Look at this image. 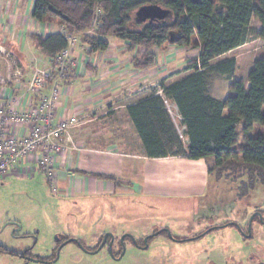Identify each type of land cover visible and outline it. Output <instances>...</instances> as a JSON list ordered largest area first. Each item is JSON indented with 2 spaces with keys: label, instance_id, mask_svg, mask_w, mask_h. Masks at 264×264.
<instances>
[{
  "label": "crops",
  "instance_id": "crops-1",
  "mask_svg": "<svg viewBox=\"0 0 264 264\" xmlns=\"http://www.w3.org/2000/svg\"><path fill=\"white\" fill-rule=\"evenodd\" d=\"M33 5L32 0H0V53L6 50L12 59L14 57L15 63L18 62V71L10 74L6 85L1 83V78L7 79V76L1 74L0 66V99L5 103H19L24 92L20 82L30 79L36 68L49 71L43 94L49 95L54 86L61 90L57 119L68 114L79 119L70 136L64 138L66 152L57 158L62 172L58 180L61 192L69 196L78 193L98 197L118 192L133 193L139 199L164 202L204 199L214 178L209 173L207 160L149 157L131 117L132 108V115L134 113L138 123L155 126V133H150L148 138L159 136L166 130L171 136L175 129L182 143L187 145L183 131L178 128L180 125L181 130L184 129L178 108L165 97L163 88L192 74V71L184 70L189 62L198 59L199 49L175 45L154 48V66L137 69L133 60L142 52L141 48L130 50L127 43L111 38L108 39L110 46L107 51L89 55L82 43L83 35H76V45L73 46L76 65L69 76L63 77L30 38L32 34L48 36L58 33L61 27L56 25V21H35L32 18ZM245 45L211 63L215 65L226 59H235L237 67L231 77L217 76L211 80L208 87L210 97L216 100L230 97V87L236 81L243 82L246 89L250 88L248 81L237 76L240 60L234 56ZM25 49L30 50V58ZM259 59L254 60L247 79ZM219 79L224 83L217 84ZM155 97L162 98L164 108L156 104L144 105ZM34 103L38 104V96ZM157 138L154 143L159 145ZM35 167L29 160L17 163L10 171H18L20 175L27 171L33 178L39 173ZM216 178L217 181L231 180Z\"/></svg>",
  "mask_w": 264,
  "mask_h": 264
},
{
  "label": "rangeland",
  "instance_id": "rangeland-1",
  "mask_svg": "<svg viewBox=\"0 0 264 264\" xmlns=\"http://www.w3.org/2000/svg\"><path fill=\"white\" fill-rule=\"evenodd\" d=\"M260 29L253 19L247 44L234 54L240 60L239 79L247 81L254 60L264 56V40L257 38ZM25 50L30 58V50ZM6 52L0 53L1 74L7 76L1 78L4 85L18 71V62ZM211 168L214 178L207 196L188 202L119 192L69 196L58 184L52 188L44 174L31 178L27 171H9L0 185V264H24L27 256L48 261L60 246L58 259L48 264H264V184L257 182L244 193L241 182L248 180V172L217 169L213 163ZM219 175L238 181H217ZM163 229L170 230L172 238L165 233L153 236ZM109 233L120 238L132 234L141 246L153 237L148 249L127 239L125 255L117 259L116 247L115 258L108 245L95 252Z\"/></svg>",
  "mask_w": 264,
  "mask_h": 264
},
{
  "label": "trees",
  "instance_id": "trees-1",
  "mask_svg": "<svg viewBox=\"0 0 264 264\" xmlns=\"http://www.w3.org/2000/svg\"><path fill=\"white\" fill-rule=\"evenodd\" d=\"M152 5L161 6L170 15L153 23L138 22L135 13ZM32 18L39 23L56 21L65 29V33L30 36L53 65L76 35H83L82 43L89 55L107 51L111 38L127 43L130 50L141 48L133 60L137 69L154 66V48H198V59L184 70L192 74L163 88L165 97L178 108L187 145L175 129L171 136L166 130L162 137L157 134L154 139L148 138L155 133V126L138 123L131 108L146 153L149 157L206 159L211 175L212 163L217 169L248 172V180L241 182L244 193L257 182L264 184V56L248 75L249 89L236 81L230 87L232 95L225 100L208 95L215 76L231 77L237 67L235 59L211 63L247 43L253 19L261 25L257 38L264 40V0H34ZM154 104L164 108L160 97L144 105ZM155 138L159 145L154 143Z\"/></svg>",
  "mask_w": 264,
  "mask_h": 264
},
{
  "label": "built area",
  "instance_id": "built-area-1",
  "mask_svg": "<svg viewBox=\"0 0 264 264\" xmlns=\"http://www.w3.org/2000/svg\"><path fill=\"white\" fill-rule=\"evenodd\" d=\"M59 32L65 33V29ZM69 44L53 65L63 77L69 76L76 65L73 56L76 38H70ZM49 77L48 70L36 68L30 79L20 82L24 92L19 103L0 99V185L17 163L31 160L36 165L35 171L44 174L56 190L62 173L57 158L66 152L64 138L70 136L79 119L71 114L57 119L61 90L54 86L49 95L43 94ZM36 96L38 104L34 103Z\"/></svg>",
  "mask_w": 264,
  "mask_h": 264
},
{
  "label": "water",
  "instance_id": "water-1",
  "mask_svg": "<svg viewBox=\"0 0 264 264\" xmlns=\"http://www.w3.org/2000/svg\"><path fill=\"white\" fill-rule=\"evenodd\" d=\"M170 15V12L164 8H162L161 6H158V5H152V6H145V7H142L140 8L136 13H135V18L138 22H141V23H153L154 21H159V20H164L166 19L168 16ZM162 231L164 230H161L160 232L156 233L155 235L153 236H157L159 235L160 233H162ZM169 237L172 238V234L170 232V230H166ZM127 235H124L122 237V240L126 237ZM128 236H130L133 241H134V244L137 245V241L136 239L134 238L133 235L131 234H128ZM153 236H149L148 238L145 239V246L143 248H140V249H148V245H147V242H148V239L150 237H153ZM108 237H111L113 240L115 239V236L112 234V233H109V234H106L105 236V240L101 243V245L98 247V249L95 251V252H99L101 249H103L105 246H106V239ZM72 241H77V240H70V242ZM123 243V242H122ZM81 245V244H80ZM82 246V245H81ZM109 246V249H110V253L112 255V257H114V254H113V241L108 244ZM83 247V246H82ZM139 247V246H138ZM61 248L62 246L58 249V252H57V259H58V256L60 254V251H61ZM86 252H88L86 249H84ZM125 252H126V249H125V246H124V243H123V251L121 253V255L117 258V259H121L124 255H125ZM89 253V252H88ZM115 258V257H114ZM56 259V260H57ZM28 261H33V262H38L37 260L35 259H27ZM27 264V263H26Z\"/></svg>",
  "mask_w": 264,
  "mask_h": 264
},
{
  "label": "flooded vegetation",
  "instance_id": "flooded-vegetation-1",
  "mask_svg": "<svg viewBox=\"0 0 264 264\" xmlns=\"http://www.w3.org/2000/svg\"><path fill=\"white\" fill-rule=\"evenodd\" d=\"M164 231H162V233H165L166 235H168V233H167V231L166 230H168V229H163ZM125 235H127L123 240H122V236H121V238L120 237H115V239L113 240L111 237H108L107 239H106V245H108V244H110L112 241H113V247H116V248H118V250H119V252L117 253L118 254V256H120L121 255V253H122V251H123V243L127 240V239H129L132 243H134V241H133V239L130 237V236H128V234H125ZM124 236V235H123ZM169 236V235H168ZM146 239V238H145ZM145 239H144V241H143V244H144V246H145ZM150 239V238H149ZM148 239V240H149ZM105 240V236H104V238H102V240L100 241V244L103 242ZM76 243H78V244H81L78 240L77 241H75ZM123 242V243H122ZM99 244V245H100ZM61 245V243L59 244V246ZM137 245L139 246V248H143L144 246H141L139 243H137ZM61 247V246H60ZM59 247V248H60ZM1 251H3L2 249H1V247H0V253H1ZM57 252H58V250H57ZM114 256H115V254H114ZM29 257L27 256V257H25V263L24 264H28V262H30V261H28L27 259H28ZM30 259V258H29ZM32 259V258H31ZM56 259H57V256L56 257H54L53 259H51V260H48V261H44V260H38V262H41V263H46V264H48V263H53V262H55L56 261Z\"/></svg>",
  "mask_w": 264,
  "mask_h": 264
}]
</instances>
